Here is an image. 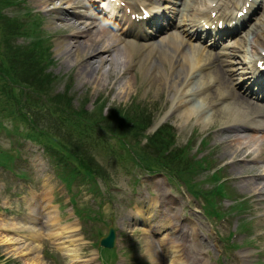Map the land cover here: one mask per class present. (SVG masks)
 <instances>
[{
	"label": "rangeland",
	"instance_id": "obj_1",
	"mask_svg": "<svg viewBox=\"0 0 264 264\" xmlns=\"http://www.w3.org/2000/svg\"><path fill=\"white\" fill-rule=\"evenodd\" d=\"M5 1L0 0V66L5 64L9 75L17 78L20 71L10 68L9 65L12 64L8 60L9 53L15 50L19 53L18 64L12 66L20 65L24 72L19 76V79H23L20 82L23 83V87L4 88L3 80L0 78V140L3 137H11L6 140L7 142L0 141V152H3L0 156V264H79L72 262L69 256L64 255V250L47 236L44 214L46 207L41 203L43 199L53 196L52 202L60 211L62 223L73 222L68 214L70 204L66 200L71 192L67 186L72 188L76 212L81 217L78 222L85 233V240L80 244L81 259L99 257L97 242L107 233L110 219L113 217L114 223L121 232L123 231L122 243L117 248L126 247L129 250H125V259L119 261L116 260L113 250L109 249L107 252L100 250L103 259H108L109 264H152V260H149L144 250V230L134 228V221L129 220V217L136 207H146L150 201L148 193H153L162 196V205L167 201L170 207H183L181 213L176 215L174 223L185 222L184 228L189 230L190 226L193 234L197 235L196 239L184 242L187 240L184 234L178 236L179 240H177L176 232H171L175 229L168 228L167 232L169 235L172 233L171 238L174 239L171 245L183 243L191 246L189 249L184 246L181 248V254L184 253L182 256L189 264H216L217 260H220L218 257L226 253L221 236L229 234L234 220L238 218L233 219L232 222L219 218L215 220L212 216L210 220L205 218L202 210L203 205L208 202L204 196L207 193L202 196H187L197 201H192L190 205L186 204V200L179 206L176 201L170 204L169 198L183 194L182 190H186V187L190 190L187 192L200 191L202 188L206 192L211 191L217 184L211 179V171L229 163L231 156L235 155L236 147L224 145L218 147L213 137L220 134V127L224 123L225 113L222 115L219 112L215 113L221 107V100L216 104L213 102L214 108L210 109L213 115L208 114L210 107L200 105L199 88L194 91V85L198 84L200 75L191 78L188 86L172 87L169 81H166L167 85L155 84L149 77L145 78V66L148 64L142 69L143 64L137 59L126 65L106 63L103 69L108 70L109 73L105 75L104 80L94 84L93 81L78 75L81 65L70 64L65 61L63 55L53 54L57 37L72 33L70 25H65L62 21H56L54 24L55 17L61 15L55 11L43 12L46 9L40 6L41 2L38 0H20L19 4L23 8L15 9L6 7ZM65 1L53 0L48 8L60 4L66 6ZM164 1L172 7L171 11L177 15L176 22L180 25L183 23L182 19L192 12L191 9L196 7L205 9L204 6L208 2V0H187L185 4L179 5L174 2L176 0ZM231 2L232 0H215L218 6H227L225 9L232 6ZM32 8L43 9L42 15L45 19L39 14L40 17L35 16L31 19L30 15L36 14ZM88 9L80 8V12L87 13ZM178 9L181 11L179 12ZM10 14L19 17L20 21L23 20L27 28L33 29L32 23H34L36 29L28 32L26 29L17 30L15 24L8 25L10 22L8 19L12 18ZM258 16L248 28L249 32L248 30L247 33L241 32L237 37L238 41L245 40L247 36L252 37L257 30L264 28V15L261 16L259 13ZM85 20L92 21L91 18ZM96 22L103 25L99 20ZM253 25H256L254 31L251 29ZM187 28L193 29L189 23ZM91 30H94V27ZM178 32L176 31L175 34L181 36ZM28 34L30 39L27 38ZM33 36L35 38H31ZM43 36L47 39L40 45ZM229 44L231 41L224 42L223 49L213 48V53L227 50ZM242 44L246 46V42L243 41ZM194 47L197 48V45L195 44ZM243 48L234 64L235 84L232 85L231 77L229 81L230 88L233 89L235 86L238 92L240 89L236 83L244 67L242 61L248 62L251 58L250 53H245L246 49ZM40 50H43L41 57L37 56ZM104 55L111 58L108 53ZM114 55L121 57L123 54L118 50ZM158 66L162 68L163 64L159 62ZM213 67L209 69L212 70ZM172 71L173 69H170L169 73ZM173 72L175 77L176 71ZM167 73L166 70V75ZM45 74L48 78L44 82L40 78ZM226 74V77L230 76L227 71ZM127 80L134 84L131 92L122 89L128 84ZM113 81L118 82L113 83ZM120 82L123 86L121 89ZM160 87L161 90H158ZM215 90L216 88L213 87L212 92ZM230 101L234 100L229 97L228 102ZM177 102L196 108V113L194 112L190 118L180 119L178 112L174 110ZM18 104L22 106V110H19ZM197 105L200 106L197 108ZM73 107L75 111L84 110L78 115ZM238 108L246 110L243 107L238 106ZM254 110L253 108L251 111ZM140 111L142 113L145 111L146 115L151 113L157 116V120L145 134H152L154 125L165 122L172 124L176 130L177 146L186 145L187 148H191V155L195 154L197 159L203 157L208 159V163L213 166L212 170L192 168L191 172L190 169L185 168L187 163L178 159L175 147L170 143L171 127L166 129L169 135L161 138L164 139L165 146L157 150L143 148L142 144L146 142V138L143 133H139L140 130L134 122V117L139 116ZM24 134H29L31 139L29 140ZM203 135H206V141L201 143ZM135 149L141 160L145 161L141 168L137 167L136 157L131 153ZM1 158L7 159L3 162ZM251 165L252 163L232 164L223 167L219 173L228 177L227 190L245 205L238 215L242 218L241 222L254 228L250 238H259V244L264 248V200L257 193H252L249 187H243V179L237 176L252 173ZM150 170H161L162 173L148 176ZM45 190L49 195L46 198L42 195ZM214 200L222 201L221 197L217 196ZM227 201L228 204L232 203ZM31 205L37 206L38 212L32 213ZM168 206L167 208H170ZM236 213L238 212H231V214ZM160 214L163 217L167 216L163 211ZM188 221L190 224L187 223ZM246 221L249 222L246 224ZM212 224L217 226L220 245L215 255L209 257L208 252L214 250L213 237L209 235L211 228L214 227ZM20 225L40 227V236L34 240L38 246L34 250L30 244L35 229L20 228ZM250 227L248 228L251 229ZM167 232L163 234L159 232L160 235L151 236L157 247H159L158 239ZM7 236L14 237L17 242L10 244L6 241ZM23 237L25 240L19 241ZM206 239L210 240L208 245L205 243ZM159 249L162 247L160 246ZM153 256H157L154 249ZM225 264H240V261L234 258Z\"/></svg>",
	"mask_w": 264,
	"mask_h": 264
},
{
	"label": "bare ground",
	"instance_id": "obj_2",
	"mask_svg": "<svg viewBox=\"0 0 264 264\" xmlns=\"http://www.w3.org/2000/svg\"><path fill=\"white\" fill-rule=\"evenodd\" d=\"M39 2L42 3L45 9H48L53 0H39ZM65 2L67 3L66 6H58L54 7L53 10H48L55 11L59 15H61L55 17L53 21L54 24H56V21H62L65 24L70 25L71 27L72 33L68 36L58 37L55 43H57L58 54L61 56L63 55L65 61L67 60L70 64L77 63L81 65L80 71L78 73L79 76L84 77L86 80L88 79L89 81H93L94 84H97L101 82L102 79L104 80L106 77L105 75L109 73L108 70L103 69L105 63L108 62L110 65L113 62L116 64L120 63L121 65L125 63L124 65H126L128 63L135 62V57L137 58V60H139V63L143 64L142 69L145 64H148L145 66V78L147 79L149 77V79L153 81L152 83L155 84L167 85L166 81H169L172 87H176V85L188 86L191 78L200 75L197 81L198 84L194 85V91L197 88L202 87L201 91L204 96L200 99L201 107L208 105V107H210L208 108L209 110L213 109V102L215 104L218 100H221V107L215 113L219 112L221 115L222 113H225L224 121L228 124L230 130H232L233 132H239L240 130L252 128L254 131V133L249 135V137H243L239 134H235L231 138L230 141L232 142V145L237 146L236 151H245V156L239 160L241 162H246L249 159H252L254 161L264 159V134H258L260 131H264V109L255 107V104L253 102L233 91V89L230 88V82L225 77L224 69L221 68V66H215L213 70L203 73L205 70L207 71L210 66H213L216 61L221 62L222 66H228L226 70H231L233 68L235 58L239 56V52L242 50L243 46L241 44L243 41L245 42V40H241L237 42L235 46L231 47L232 51H225V53L219 52L214 57H212L213 53L207 51L204 46H201L199 48H195L193 46L192 38L195 36V34H192L187 29H185V32L191 38L190 44L188 43L189 39L184 37L185 35L179 36L175 33H171V35L169 34L168 36L163 37L162 40L158 39L157 41L143 43L139 41V33H142L141 36L146 35L144 39H147V37H150V35H152V37L154 35L157 36L156 33L158 32H166L174 27H178V25L174 21V15H172L169 23L166 22L165 19H163V26H156L158 20L157 17L159 16V21L162 20V18L160 17L161 13L154 17V19L156 18V23L152 22V20H150L149 22L151 24V27L149 28L153 29L155 27V31L152 34L146 26L140 25L141 20L143 21L142 15L146 11L155 8L157 3L150 6V0H143V6H134V14L130 16L126 14V17L122 19V21L128 19V25H124L123 29L119 30L120 33H118L109 30L108 28L106 29V27L103 26L96 27L99 24L96 21L86 23V21L84 20V18L86 17L85 15H82V21L81 19H79L74 10L73 12H70V10L74 8L89 6L86 0H66ZM98 2L100 3L99 7L103 8V5H105L103 3V0H99ZM95 5L98 6V4ZM58 10H62L63 12H60ZM191 10V15L194 14L196 16H201L206 14V11H201L197 7ZM65 11L67 13H65ZM63 13L65 16H63ZM71 19H75V21L71 22ZM229 19L230 15L223 13L220 15V20H218L217 22L219 24V22L222 21L224 22L223 24H225V27H227L231 23ZM76 20H79L80 22L77 23ZM91 24L96 25L93 26L94 30H91ZM217 27L218 29L216 30V32H219V25ZM246 43L248 45V50H250V53L252 55V61L249 63L246 62L248 68L255 62L253 67L255 68V71L253 72H260L261 74H263L262 78H264V73L260 68L256 67L258 61L264 60V56L260 52L261 48H263L262 50H264V31H257L251 38L246 40ZM118 50H121L123 54L121 55V57L114 55L116 52H118ZM103 52L108 53L111 58L103 56ZM87 56L88 58L85 59ZM256 56H259V58L255 60ZM159 62L163 64L162 68L158 66ZM242 62H245V60H243ZM247 66L245 68H247ZM170 69L176 71L175 77L173 76V71L172 73H169ZM166 70L168 71L167 75ZM152 78L154 80H152ZM127 82L128 84L125 87L121 86L120 82L119 88L121 89L123 87L122 89H125L126 92H131V87H134V84L130 80H127ZM246 84L248 83H243V85ZM215 85L216 90L212 92L211 87ZM250 85L252 86V81ZM184 88L187 89V87ZM249 88L252 89V87ZM158 90H161V87L158 88ZM231 95H233L234 101L228 102V98ZM200 105H197V108ZM238 106L243 107L246 110H241L240 108H238ZM252 107L257 111H251L253 109ZM175 109L178 112V117L180 119L190 118L194 112L196 113V108L182 103L176 105ZM208 114L213 115L211 110ZM254 114L258 116V119L252 118ZM246 116L251 118V121L245 119ZM259 169L260 166L255 167V170ZM260 177V179L263 180L264 174H261ZM245 185L250 187L252 192L254 191L255 193L261 194V196L264 197V182L254 183L253 185L251 184V186L247 183ZM42 195H45L44 197L46 198L48 192L45 190L43 191ZM53 199V196H49L46 199H43V201L41 202L43 204V207L49 209L47 210L46 208H44L46 211L44 212V214L46 215L45 223L47 224V236L54 240V242L64 250V255L70 256V259L73 262L86 264V260L84 262V260L80 258L79 245L81 244V241L80 238L76 236L77 227L75 226V223H62L61 214L59 213L60 211L58 207L53 204ZM30 211L32 213H34L35 211L38 212L37 206L33 207L31 205ZM19 227L32 230L35 229L34 233L32 234V243L29 242V244L31 243L30 245L34 250L38 246V243L34 240H36L38 236H40V227L38 226L39 228H37V226L35 227L30 225H20ZM20 240L24 241L25 239L23 237L19 239V241ZM27 240H29V237L27 238ZM143 240L145 248L144 250L145 253L149 256V260H152V264H159L160 258H157V256H153L154 241L149 237H146ZM6 241H9L11 244L14 241L17 242V239L12 236H7ZM169 247L170 244L168 243L167 248ZM170 252V249L165 250L162 261H166L168 263H171L173 261L172 259H169ZM88 262L94 263L95 260L93 258L88 259L87 263Z\"/></svg>",
	"mask_w": 264,
	"mask_h": 264
},
{
	"label": "water",
	"instance_id": "obj_3",
	"mask_svg": "<svg viewBox=\"0 0 264 264\" xmlns=\"http://www.w3.org/2000/svg\"><path fill=\"white\" fill-rule=\"evenodd\" d=\"M114 242H115V232L113 227H111L109 234L106 237H103L99 243L101 245L112 247L114 246Z\"/></svg>",
	"mask_w": 264,
	"mask_h": 264
},
{
	"label": "trees",
	"instance_id": "obj_4",
	"mask_svg": "<svg viewBox=\"0 0 264 264\" xmlns=\"http://www.w3.org/2000/svg\"><path fill=\"white\" fill-rule=\"evenodd\" d=\"M11 52H15V50H12ZM38 53H40V54H38L37 56L41 57L42 56L41 53L43 54V50H40ZM47 78H48V75L45 74L44 77H41L40 79L45 82L47 80ZM140 125H138V126H140Z\"/></svg>",
	"mask_w": 264,
	"mask_h": 264
}]
</instances>
